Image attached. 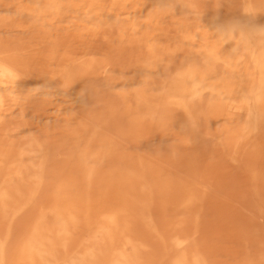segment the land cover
<instances>
[{
  "label": "rangeland",
  "instance_id": "rangeland-1",
  "mask_svg": "<svg viewBox=\"0 0 264 264\" xmlns=\"http://www.w3.org/2000/svg\"><path fill=\"white\" fill-rule=\"evenodd\" d=\"M254 25L264 0H0V264H264Z\"/></svg>",
  "mask_w": 264,
  "mask_h": 264
},
{
  "label": "clouds",
  "instance_id": "clouds-1",
  "mask_svg": "<svg viewBox=\"0 0 264 264\" xmlns=\"http://www.w3.org/2000/svg\"><path fill=\"white\" fill-rule=\"evenodd\" d=\"M235 32V26L221 29V34L225 37V39H227L230 34H233ZM249 35L252 38L264 39V25L252 26V28L249 30Z\"/></svg>",
  "mask_w": 264,
  "mask_h": 264
},
{
  "label": "bare ground",
  "instance_id": "bare-ground-1",
  "mask_svg": "<svg viewBox=\"0 0 264 264\" xmlns=\"http://www.w3.org/2000/svg\"><path fill=\"white\" fill-rule=\"evenodd\" d=\"M91 58V57H90ZM104 157H105V155H104ZM112 157V156H111ZM93 158V157H92ZM101 159V158H100ZM100 162V161H99ZM94 167V166H93ZM91 169H92V167H90ZM94 169V168H93ZM101 169V168H100ZM99 169V170H100ZM101 171V170H100ZM99 174V173H98ZM91 176V175H90ZM93 178H95V176L93 177ZM93 181V180H92ZM81 190V189H80ZM94 191V190H93ZM137 191V190H136ZM143 192V191H142ZM78 194V193H77ZM142 195V194H141ZM111 196V195H110ZM62 197H64V196H62ZM76 197H78V196H76ZM111 198V197H110ZM78 200V199H77ZM80 201V200H79ZM52 211V210H51ZM110 221H108V223H109ZM102 232V231H101ZM127 241V240H126ZM128 246V245H127ZM132 248V247H131ZM233 254V253H232ZM245 261H247V260H245Z\"/></svg>",
  "mask_w": 264,
  "mask_h": 264
}]
</instances>
